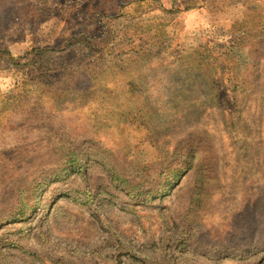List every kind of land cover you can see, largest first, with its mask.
Masks as SVG:
<instances>
[{"label": "rangeland", "instance_id": "obj_1", "mask_svg": "<svg viewBox=\"0 0 264 264\" xmlns=\"http://www.w3.org/2000/svg\"><path fill=\"white\" fill-rule=\"evenodd\" d=\"M0 264H264V0H0Z\"/></svg>", "mask_w": 264, "mask_h": 264}, {"label": "trees", "instance_id": "obj_2", "mask_svg": "<svg viewBox=\"0 0 264 264\" xmlns=\"http://www.w3.org/2000/svg\"><path fill=\"white\" fill-rule=\"evenodd\" d=\"M11 59V58H10ZM13 61H14V59H13Z\"/></svg>", "mask_w": 264, "mask_h": 264}]
</instances>
